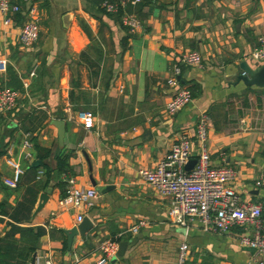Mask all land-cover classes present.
Listing matches in <instances>:
<instances>
[{
    "label": "crops",
    "instance_id": "obj_1",
    "mask_svg": "<svg viewBox=\"0 0 264 264\" xmlns=\"http://www.w3.org/2000/svg\"><path fill=\"white\" fill-rule=\"evenodd\" d=\"M144 1L126 6L143 21L142 30L131 33L117 13L104 12L95 0H33L40 31L31 46L18 40L24 14L10 25L0 14V56L8 60L0 85L19 92L16 106L0 112L3 264H92L106 238L130 244L106 264H176L184 238L189 258L202 264H260L251 246L239 241L249 227L218 232L194 221L186 230L167 215L170 196L144 181L138 169L154 167L181 134L193 133L204 111L211 163L235 169L232 185L241 201L264 203V184L256 185L264 176V86L237 79L241 61L255 65L250 52L264 34V0ZM191 49L200 52L202 66L179 60ZM177 61L192 100L171 115L165 107L173 91L167 78ZM80 110L93 113L91 128L81 125ZM53 118L64 120L62 144ZM26 133L50 149L43 162L53 168V178L45 188L42 167L36 174L27 169ZM196 151L194 140L192 158ZM62 152L70 154V168L54 180L55 156ZM32 154L34 161V146ZM12 161L23 168L14 188L3 182L13 172ZM58 179L66 181L67 191L95 187L93 204L61 206ZM42 192L48 198L36 210ZM78 213L92 226L68 243L65 229L81 221ZM11 224L21 228L6 238ZM132 224H138L136 233L128 230ZM38 227L45 230L36 237Z\"/></svg>",
    "mask_w": 264,
    "mask_h": 264
},
{
    "label": "built area",
    "instance_id": "obj_2",
    "mask_svg": "<svg viewBox=\"0 0 264 264\" xmlns=\"http://www.w3.org/2000/svg\"><path fill=\"white\" fill-rule=\"evenodd\" d=\"M142 0H100L99 6L109 13H119L120 22L131 33L142 30L143 21L135 11L126 9L128 4H138ZM17 13L24 17L19 27L18 40L24 46H31L39 37L38 8L33 0H0L2 22L10 25ZM250 57L255 65L264 63V34L257 36V45L251 50ZM179 60L189 65L202 66V56L199 51L191 49L183 51ZM8 60L0 56V73L7 70ZM181 65L174 62L167 83L173 87L170 99L165 107L169 114H175L192 100V91L181 80ZM33 70L30 74H33ZM19 92L7 85H0V112L11 110L17 104ZM77 117L84 128H91L94 115L90 110H80ZM209 116L200 112L193 133L184 132L174 141L166 154L152 167H140V177L153 185L161 194L170 196L167 215L175 224L187 230L194 221L200 222L204 229L224 232L233 226H245L250 233H243L239 241L243 245L254 247V255L258 262L264 264V203L261 201H241L237 190L232 185L236 171L227 165H213L206 147ZM196 141L197 151L195 163L186 169V163L192 158L193 142ZM23 157L33 161V143L30 134L26 133L22 141ZM13 172L4 177L3 182L11 188L17 186L23 168L16 162H11ZM39 171L38 177L41 176ZM70 182L73 179L69 180ZM264 184V176L256 179V185ZM97 191L95 187L71 186L67 194L58 202L63 207H89ZM82 214H77V220ZM131 233L138 231V224L128 227ZM118 241L106 238L100 241L98 249L101 255L92 264H106L115 256ZM43 264H58L50 260ZM176 264H202L189 258V245L186 238L179 242Z\"/></svg>",
    "mask_w": 264,
    "mask_h": 264
},
{
    "label": "water",
    "instance_id": "obj_3",
    "mask_svg": "<svg viewBox=\"0 0 264 264\" xmlns=\"http://www.w3.org/2000/svg\"><path fill=\"white\" fill-rule=\"evenodd\" d=\"M237 79L241 80L245 85L247 86H264V63L260 65H250L246 61H241L239 63V71L237 74ZM51 123L54 124L57 128V137L59 144H62L63 136H64V120L59 118H53L51 120ZM195 158H191L185 165L186 169H190L193 164L195 163ZM33 164L39 165V160L35 159L33 161ZM58 177V171H54V180H56ZM48 198V194L46 192H42L39 195L38 204L36 206V210L40 209L46 199ZM92 226V222L88 217H83L81 221L76 224L75 226L65 229V232L68 236V243H71L72 236L76 233H80L81 236H84V233ZM130 246V244L123 240L119 241L118 249L116 251L115 256H113V259L121 256L124 254L127 247ZM251 250H253V253L255 252V248L251 247Z\"/></svg>",
    "mask_w": 264,
    "mask_h": 264
},
{
    "label": "trees",
    "instance_id": "obj_4",
    "mask_svg": "<svg viewBox=\"0 0 264 264\" xmlns=\"http://www.w3.org/2000/svg\"><path fill=\"white\" fill-rule=\"evenodd\" d=\"M95 1L99 2L100 0H95ZM143 2H145V1L142 0L139 4H141ZM100 9H102L104 12H106L103 8L100 7ZM106 13L111 14L109 12H106ZM117 16H118V19H120L119 18V13H117ZM15 17L16 18H20L21 17L20 13H17ZM7 68H8V66H7ZM191 88L193 89V87H191ZM30 139L32 140V138H30ZM32 143H33L34 148L36 149L35 157L39 160V165L35 166L33 164V161H31L30 163H28L27 169L32 170L34 172V174H36L37 169L39 167H42L43 174L45 175V181L43 183V187L45 188L48 185V183L50 182V180L53 178V168H51L49 165H47L45 162H43V159L46 158L50 154V149L37 144L33 140H32ZM69 155L70 154L68 152H62V153H59V154H57L55 156V158H56V168L58 169V173H61L62 171H67L70 168L69 161H68ZM64 183L66 184V181L65 180L63 181L62 179H58L57 182H56V184L61 185V187H62V191H61L60 197L65 196L67 194V192H68L67 189H64ZM19 228H21V227H19L16 224H11V227L6 232L5 237L6 238H9V237L12 238L13 234H14V230L19 229ZM23 229L25 231H31L32 230L30 227H23ZM44 230H45L44 228L38 227L37 228V232H36V237H38L41 233H43ZM10 241H11V239H10ZM33 248L34 247H31V250ZM1 263L3 264L5 262H3V260L1 259V254H0V264Z\"/></svg>",
    "mask_w": 264,
    "mask_h": 264
}]
</instances>
